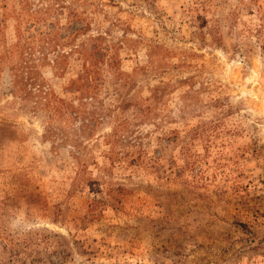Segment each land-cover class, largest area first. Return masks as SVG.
I'll return each instance as SVG.
<instances>
[{"label": "rangeland", "instance_id": "obj_1", "mask_svg": "<svg viewBox=\"0 0 264 264\" xmlns=\"http://www.w3.org/2000/svg\"><path fill=\"white\" fill-rule=\"evenodd\" d=\"M0 264H264V0H0Z\"/></svg>", "mask_w": 264, "mask_h": 264}]
</instances>
